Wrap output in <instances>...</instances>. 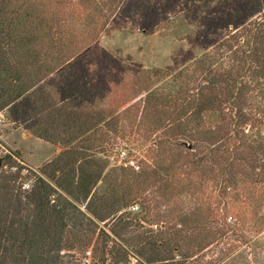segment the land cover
<instances>
[{"label":"trees","instance_id":"trees-1","mask_svg":"<svg viewBox=\"0 0 264 264\" xmlns=\"http://www.w3.org/2000/svg\"><path fill=\"white\" fill-rule=\"evenodd\" d=\"M117 12L146 35L192 34L206 52L174 75L133 72L96 45ZM153 78L174 85L150 90ZM5 110L68 147L30 190L13 153L2 157L0 264H69L62 251L86 231L103 239L101 264H210V248L264 230V0H0ZM128 142L143 144L138 170L124 166L95 196L96 153L119 155ZM49 180L71 200L53 199ZM134 204L157 230L134 234L143 221L123 217Z\"/></svg>","mask_w":264,"mask_h":264},{"label":"rangeland","instance_id":"rangeland-1","mask_svg":"<svg viewBox=\"0 0 264 264\" xmlns=\"http://www.w3.org/2000/svg\"><path fill=\"white\" fill-rule=\"evenodd\" d=\"M103 19L104 17L100 21ZM76 27L80 29V26ZM96 45L105 53L112 55L121 64L132 69L133 72L141 71L140 73L144 72V75H148L149 72L157 69L174 75L206 52V49L192 34L187 35L175 33L172 30H160L151 35H146L135 22L118 12L110 17L104 30L100 32ZM167 82L174 85L171 78L170 81L153 78L148 87L150 90H154L166 86ZM145 95V92H142L130 104L134 102L141 103ZM128 143L129 145H121V147H125L129 159L134 161V169L138 170V166H140L138 161H143V154L140 151L143 144L142 142L140 145H138V142H136V145ZM66 147L68 146L46 142L30 130L16 124L8 110L0 112V161L2 162L4 155L13 153L14 166L20 168L24 176L22 178L23 190H30L35 182L34 174L42 175L41 168L61 154ZM87 152L91 154L92 150H87ZM117 153V149L113 152L96 153L95 158L105 167L100 180L92 188V194L94 193L95 196L107 194L115 184L119 183L124 167L121 161H124V158H122L124 156L122 154L119 156ZM8 167L9 163L5 162L3 169L8 170ZM15 167L12 170H16ZM50 183L58 191V194L52 197L53 199L61 194L71 200V197L63 191H59L52 181ZM94 203L92 204L94 205ZM188 205L192 207V202L189 199ZM78 207L90 215L85 208L86 203L78 202ZM162 209L164 208L162 207ZM121 213L122 211L118 214ZM144 214L137 204L124 210V219L139 218L141 222L143 221V227L136 228L138 230L134 234L144 233L151 229L155 231L159 228L160 224H148L145 219L142 220ZM97 222L100 227L110 233L109 228L104 226V222ZM129 232L125 235H130ZM243 232L245 233V243L241 244L235 236H231L224 244L210 248L204 258V263L214 264L215 261L220 259V264H264V230L258 234ZM85 233L88 234L87 241L78 242L69 250L62 251V254L66 255L65 261L68 260L69 264H101L102 254L100 250L102 249L103 239L98 242L97 232L86 231ZM107 243L108 241L105 242V244ZM87 250L91 251L90 255L86 254ZM221 252L225 253L222 254ZM136 259L138 258L134 255L131 256L133 264L137 263ZM105 264H111L110 258L107 259Z\"/></svg>","mask_w":264,"mask_h":264},{"label":"built area","instance_id":"built-area-1","mask_svg":"<svg viewBox=\"0 0 264 264\" xmlns=\"http://www.w3.org/2000/svg\"><path fill=\"white\" fill-rule=\"evenodd\" d=\"M126 151L127 150H125L124 148L121 149V151H120V154H122L124 156V157H122V158H124L123 159L124 161H121V164H124V166H135L134 161L129 159L128 152H126ZM120 154H119V156H120ZM86 254L90 255L91 251L88 250L86 252Z\"/></svg>","mask_w":264,"mask_h":264},{"label":"water","instance_id":"water-1","mask_svg":"<svg viewBox=\"0 0 264 264\" xmlns=\"http://www.w3.org/2000/svg\"><path fill=\"white\" fill-rule=\"evenodd\" d=\"M1 162V161H0Z\"/></svg>","mask_w":264,"mask_h":264}]
</instances>
